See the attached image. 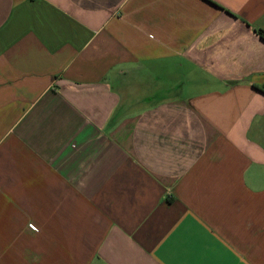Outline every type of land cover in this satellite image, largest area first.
<instances>
[{
    "label": "crops",
    "instance_id": "1",
    "mask_svg": "<svg viewBox=\"0 0 264 264\" xmlns=\"http://www.w3.org/2000/svg\"><path fill=\"white\" fill-rule=\"evenodd\" d=\"M258 28L264 0H0V264H264Z\"/></svg>",
    "mask_w": 264,
    "mask_h": 264
},
{
    "label": "trees",
    "instance_id": "2",
    "mask_svg": "<svg viewBox=\"0 0 264 264\" xmlns=\"http://www.w3.org/2000/svg\"><path fill=\"white\" fill-rule=\"evenodd\" d=\"M256 32L264 40V29L258 28L256 29Z\"/></svg>",
    "mask_w": 264,
    "mask_h": 264
},
{
    "label": "built area",
    "instance_id": "3",
    "mask_svg": "<svg viewBox=\"0 0 264 264\" xmlns=\"http://www.w3.org/2000/svg\"><path fill=\"white\" fill-rule=\"evenodd\" d=\"M29 227H30L32 230H34V231H38V230H39V228H38L35 224H33V223H30V224H29Z\"/></svg>",
    "mask_w": 264,
    "mask_h": 264
}]
</instances>
